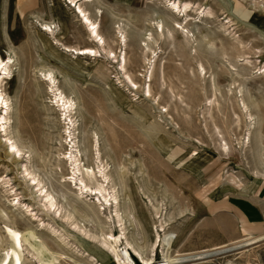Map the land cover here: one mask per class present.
Returning <instances> with one entry per match:
<instances>
[{"label":"rangeland","instance_id":"rangeland-1","mask_svg":"<svg viewBox=\"0 0 264 264\" xmlns=\"http://www.w3.org/2000/svg\"><path fill=\"white\" fill-rule=\"evenodd\" d=\"M185 3L188 16L173 6ZM79 4L104 46L70 0H0V58L14 61L0 68V259L10 225L42 238L58 264H116L74 226L111 230L82 189L103 174L131 214L132 240L151 242L161 219L172 220L173 253L259 234L264 0ZM57 39L100 55L73 54ZM57 88L72 100L70 117ZM21 259L34 264L26 246ZM184 264H264V240Z\"/></svg>","mask_w":264,"mask_h":264},{"label":"bare ground","instance_id":"bare-ground-1","mask_svg":"<svg viewBox=\"0 0 264 264\" xmlns=\"http://www.w3.org/2000/svg\"><path fill=\"white\" fill-rule=\"evenodd\" d=\"M70 1L73 2L75 6L78 7L79 9L78 13L82 15L84 23L89 24L88 26H90L89 31L91 37H93L92 39L97 41L101 46H104L105 41L103 36L100 35L96 27L97 24L91 20V18L86 14L85 10L82 9L81 4H79V2L82 0H70ZM83 1L87 2L91 0H83ZM173 6L175 10L178 9L177 11H180L179 12L180 15L182 14L183 16H188V12L190 10L189 4L185 3L184 6L181 8H179L177 5H173ZM42 26H43L42 29L52 34H55V30H54L55 27L51 23H43ZM121 41L122 43H124V45L126 44V40L123 39ZM57 44H62V43L59 40L57 41ZM62 45H64V49L66 51L72 52L73 54L89 55V56L100 55L99 51L94 47H77V46L65 45V44ZM122 61L125 62V57H123ZM10 62H14L11 56L6 61L0 58V68H2V70H5L3 71L4 73H7L8 64ZM43 74L45 79L53 81V77L51 73L43 72ZM54 96L55 99L57 100V104L63 108L64 110L63 113L65 114V117L66 116L70 117L71 113L73 112V105L71 98L66 96L64 92L61 91L59 88L56 89ZM1 99H2V93H0V103H2ZM11 145L14 146L15 144L12 143ZM76 162L77 160H75V163ZM102 177H103L102 181L104 182L101 181L102 183L97 184L96 186L93 187L87 184H83L84 186L82 187V189L86 190L87 194L89 193L90 195L98 199V202H100L102 207L100 208V210H98L97 215L101 216L106 220V222L110 223L111 230L105 231L102 234L97 235L94 233H90L89 231H87V229L84 228L82 229L78 227L80 225L78 226L74 225V226L75 229H78L77 232L78 233L80 232L85 239L92 241L94 243H99L98 245L102 249H104L109 254H111L116 264H184L185 262H189L192 260L207 258L211 255H214L215 253L219 254V252H225L228 250L240 248L242 246L254 244L264 239V235L248 236V237H243L232 244L229 243L223 246H221L222 245L221 244L220 246L203 248L195 251H186V252L178 251L176 253H173L172 250H173L174 236L172 234H166V229L171 224L172 220L161 219L159 221L160 224H155L156 228H155L154 239L151 240V242L144 243L145 239L143 241H138L135 239L132 240L129 238L127 234L128 232L127 224L129 222L132 223L130 218L131 214L130 212L123 211L122 209L117 207L119 203L118 198L115 195H111V192H108V188L104 186V183L107 181V176L103 174ZM81 182H83V179H81ZM49 203H50L49 204L50 206L48 205L50 208L49 211L50 210L53 211L54 209L52 210V208L56 206L55 205L56 203L54 202H49ZM57 213L55 215H57ZM158 217L161 218V216ZM71 228L73 227L71 226ZM117 228L119 230V234L115 232ZM5 232L7 233L11 243L10 246L6 248L5 251L2 253L3 257L0 259V264H24V262L21 259L23 246H26L29 256L34 264L59 263L58 252L51 251L49 247L41 240L42 238L40 239L34 232L28 230L25 233H23L21 230L16 229L10 225L6 226ZM163 232L164 234L162 235ZM146 246H148V248H146ZM70 247H73V244H71ZM159 249L160 252L158 251ZM159 253L160 255H162L161 259H157V255Z\"/></svg>","mask_w":264,"mask_h":264},{"label":"crops","instance_id":"crops-1","mask_svg":"<svg viewBox=\"0 0 264 264\" xmlns=\"http://www.w3.org/2000/svg\"><path fill=\"white\" fill-rule=\"evenodd\" d=\"M263 223H264V220H263ZM262 235H264V229H263L259 234H258V233H257V234H253V235L250 234V236H262ZM248 236H249V235H248ZM240 239H241V238H240ZM237 240H239V239L232 240V241H230V242H228V243H221L222 245L219 244V245H217V246H220V245L223 246V245H225V244H229V243L232 244V243H234V242L237 241ZM263 240H264V239H263ZM260 241H262V240H260ZM212 247H215V246H212ZM202 249H203V248H202Z\"/></svg>","mask_w":264,"mask_h":264}]
</instances>
